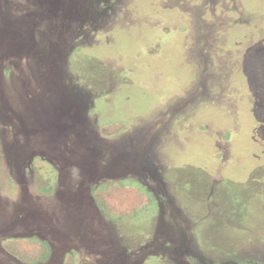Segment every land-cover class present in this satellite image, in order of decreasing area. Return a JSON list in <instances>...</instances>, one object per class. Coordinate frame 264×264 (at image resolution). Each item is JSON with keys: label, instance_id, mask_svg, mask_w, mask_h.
I'll return each mask as SVG.
<instances>
[{"label": "rangeland", "instance_id": "374dc122", "mask_svg": "<svg viewBox=\"0 0 264 264\" xmlns=\"http://www.w3.org/2000/svg\"><path fill=\"white\" fill-rule=\"evenodd\" d=\"M0 264H264V0H0Z\"/></svg>", "mask_w": 264, "mask_h": 264}, {"label": "trees", "instance_id": "16d2710c", "mask_svg": "<svg viewBox=\"0 0 264 264\" xmlns=\"http://www.w3.org/2000/svg\"><path fill=\"white\" fill-rule=\"evenodd\" d=\"M122 128H119L117 131L121 130ZM114 130V129H113ZM120 183V182H119ZM120 186L121 183H120ZM117 186L114 184L112 185L108 190L110 193V196L115 199V206H119V210L122 212V218H127L130 214V212L135 208L134 204H127V201L129 197L126 198L124 193L122 191L117 190ZM105 189L103 190V192ZM136 204V202H134ZM130 217V216H129ZM16 239H7L5 242L10 243V241H20ZM29 240V239H28ZM4 242V243H5ZM29 243H34L32 245H27L26 243H13L10 246L9 252L19 258H22L29 262H37L38 260H41L45 257L47 248L45 247L44 243H36L33 242V240L27 241ZM20 244V245H19ZM6 248V247H5ZM7 249V248H6Z\"/></svg>", "mask_w": 264, "mask_h": 264}, {"label": "flooded vegetation", "instance_id": "af4514ba", "mask_svg": "<svg viewBox=\"0 0 264 264\" xmlns=\"http://www.w3.org/2000/svg\"><path fill=\"white\" fill-rule=\"evenodd\" d=\"M33 242H36V243H44V244H46V242H42V241H33ZM183 243H187V241H185V242H183ZM4 249H5V247H3ZM10 253V252H9ZM47 257V255H45V257L43 258V259H45ZM43 259H41V260H38L37 262H40V261H42Z\"/></svg>", "mask_w": 264, "mask_h": 264}]
</instances>
